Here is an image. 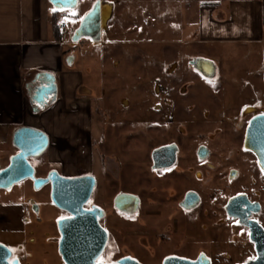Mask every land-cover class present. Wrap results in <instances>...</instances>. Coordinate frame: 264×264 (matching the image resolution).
<instances>
[{
    "label": "flooded vegetation",
    "instance_id": "flooded-vegetation-1",
    "mask_svg": "<svg viewBox=\"0 0 264 264\" xmlns=\"http://www.w3.org/2000/svg\"><path fill=\"white\" fill-rule=\"evenodd\" d=\"M195 66L205 76L210 75L208 65ZM36 86L30 85V96ZM258 115H264V111L243 119L220 114L173 117L169 111H149V115L140 117L142 125L153 123L144 126L145 132L140 134L145 144L141 158L118 160L103 157L99 151L90 171L73 176L93 179L91 194L82 208L95 213L107 236L96 261L110 264L130 259L141 264H162L167 259H177L209 264H264V198L259 192V178L264 182V176L256 157L244 148L246 129ZM82 120L88 125L92 117L86 114ZM129 123L130 120L122 122ZM85 137L91 151L94 137L91 132H85ZM38 158L29 162L35 177L45 178L56 168L50 167L45 175H38L39 167L31 162ZM57 170L60 176L67 177ZM46 186L51 203L50 184L33 189L39 192ZM106 196L108 201L104 203ZM36 201L41 202L39 198ZM51 205L57 210L50 219L55 233L43 232L45 244H55L57 263L64 264L58 253L57 220L69 215ZM28 206L30 216L42 225L44 207L34 202ZM131 220L135 224L130 227ZM26 221L29 224L31 218ZM117 229L140 230L137 246L129 245ZM12 259L20 262L14 253ZM49 263L43 259V264Z\"/></svg>",
    "mask_w": 264,
    "mask_h": 264
},
{
    "label": "rangeland",
    "instance_id": "rangeland-1",
    "mask_svg": "<svg viewBox=\"0 0 264 264\" xmlns=\"http://www.w3.org/2000/svg\"><path fill=\"white\" fill-rule=\"evenodd\" d=\"M97 2L102 7L112 4L114 9L121 10L116 11L107 24V34L119 40L110 41L103 32L99 42L81 39L67 47L68 52L76 55V68L82 73L83 85L78 96L86 101L84 109L92 117L85 130L94 137L92 152L86 146V137L82 144L76 145L84 171L92 169L91 164L99 151L103 157L112 156L118 160L141 158L145 144L140 134L145 132L144 126L153 123L142 125L140 117L149 115V111H169L173 117L220 114L237 119L264 111V43L227 45L200 52L198 45L189 44L186 48L180 42L166 50L169 46L158 42L162 36L172 38L175 27L170 20L175 10L168 3L166 12L172 14L164 15L159 0H77L74 9L58 13V23H66L70 39ZM182 6L179 5L180 11ZM130 19H138L140 24H127ZM139 25L141 33L146 28L144 38L148 42L141 47L123 43L122 35L136 32ZM178 26L182 40L190 30L184 23ZM198 60L212 63L214 72L210 77L195 66ZM125 120L130 123L122 124ZM72 143L75 146L74 141ZM53 149L48 148L38 159L31 160L39 167L38 175H45L47 169L53 167L48 161ZM12 151L11 145L0 150L5 154ZM60 155L62 162L75 160L74 150L61 151ZM7 164L8 159L0 161L1 168ZM54 167L60 169L57 165ZM262 181L259 178V192L264 198ZM38 198L41 202L36 201ZM103 201L107 203V196ZM32 202L44 207L42 225L29 214L28 205ZM18 205L21 207H15ZM0 206L13 207L11 212L0 207V217L4 218L0 220V243L20 258V264H43V259L49 260V264H58L56 246L46 245L43 234L45 230L55 233L50 219L57 215V210L49 201V187L35 192L29 180L16 183L10 190H0ZM1 209L9 216L1 213ZM28 217L31 218L29 224ZM133 224L134 220L129 221L130 227ZM117 231L131 246H137L142 236L140 230Z\"/></svg>",
    "mask_w": 264,
    "mask_h": 264
},
{
    "label": "crops",
    "instance_id": "crops-1",
    "mask_svg": "<svg viewBox=\"0 0 264 264\" xmlns=\"http://www.w3.org/2000/svg\"><path fill=\"white\" fill-rule=\"evenodd\" d=\"M159 1L164 15L172 14L166 12L168 3L175 10L174 18L170 20L175 27L172 38L162 36L158 42L168 45L166 50L180 42L186 48L189 44H196L201 48L200 52L227 45L264 43V0ZM179 5H183L181 11ZM106 7L110 9L108 22L116 11H121L114 9L112 4ZM52 9L47 0H0V150L7 145H11L13 150L8 154L0 152V161L16 153L12 146L15 130L19 127L36 128L48 136V148H54V155L49 154L48 161L52 166H59L64 176L73 177L84 171L83 162L76 153V145L83 143L87 129V124L82 120L87 114L84 109L86 101L78 96L83 82L82 73L76 68V55L67 51L68 45L75 43L66 31L67 25L64 29L59 28L63 21L58 23V14L54 16ZM182 23L190 30L182 38L183 41L180 40L178 26ZM127 24L136 25L140 22L130 19ZM54 26L57 29L54 30ZM108 30L107 27L101 35L103 32L107 34ZM135 31L123 34V43L141 47L148 42L144 38L146 28L141 33L139 25ZM106 37L110 41L119 40L110 37V34ZM197 64L208 65L210 75L213 74L214 67L210 61L198 60ZM44 72L52 73L55 77L56 100L44 106L33 105L29 101V87L35 85L31 84L35 76ZM33 109L38 111L34 112ZM87 147L89 150L90 147ZM64 150L75 151L73 163L59 160L62 156L60 152ZM0 207L8 212L13 209ZM3 210L1 213L9 216Z\"/></svg>",
    "mask_w": 264,
    "mask_h": 264
},
{
    "label": "water",
    "instance_id": "water-1",
    "mask_svg": "<svg viewBox=\"0 0 264 264\" xmlns=\"http://www.w3.org/2000/svg\"><path fill=\"white\" fill-rule=\"evenodd\" d=\"M58 12L72 10L77 0H47ZM110 17V9L101 7L97 2L82 18L75 30L71 41L77 43L81 39L99 42L102 31H106ZM197 64V62L195 63ZM212 75V74H211ZM209 75L208 77H210ZM36 89L29 101L33 105L44 106L56 100L57 85L52 73H40L31 81ZM33 111H38L33 109ZM48 136L39 129L19 127L12 135V146L16 153L9 157L6 167H0V190H10L16 183L31 180L33 188L38 190L45 184H50L51 203L66 212L69 216L57 220L60 233L58 253L64 264H104L97 262L106 243V233L100 227L95 213L82 208L89 198L93 179L90 176L63 177L55 170L50 171L45 178H36L34 168L29 162L31 158H38L48 148ZM244 148L250 151L257 160L258 168L264 176V115L252 118L246 129ZM100 215V214H99ZM12 252L0 243V264H20L18 259H12ZM110 264H141L126 259ZM162 264H209L177 259H167Z\"/></svg>",
    "mask_w": 264,
    "mask_h": 264
},
{
    "label": "built area",
    "instance_id": "built-area-1",
    "mask_svg": "<svg viewBox=\"0 0 264 264\" xmlns=\"http://www.w3.org/2000/svg\"><path fill=\"white\" fill-rule=\"evenodd\" d=\"M65 26H66V24H65V23H62V24H60L59 28H60V29H64Z\"/></svg>",
    "mask_w": 264,
    "mask_h": 264
},
{
    "label": "trees",
    "instance_id": "trees-1",
    "mask_svg": "<svg viewBox=\"0 0 264 264\" xmlns=\"http://www.w3.org/2000/svg\"><path fill=\"white\" fill-rule=\"evenodd\" d=\"M58 13H60V12L54 10L53 15L56 16ZM55 28H56V27L54 26V30H55ZM56 29H57V28H56Z\"/></svg>",
    "mask_w": 264,
    "mask_h": 264
},
{
    "label": "snow or ice",
    "instance_id": "snow-or-ice-1",
    "mask_svg": "<svg viewBox=\"0 0 264 264\" xmlns=\"http://www.w3.org/2000/svg\"><path fill=\"white\" fill-rule=\"evenodd\" d=\"M61 219H64L63 217Z\"/></svg>",
    "mask_w": 264,
    "mask_h": 264
}]
</instances>
